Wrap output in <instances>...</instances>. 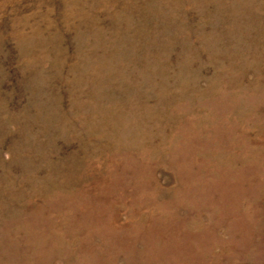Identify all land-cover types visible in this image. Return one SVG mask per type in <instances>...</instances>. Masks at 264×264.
Listing matches in <instances>:
<instances>
[{
  "label": "rangeland",
  "instance_id": "374dc122",
  "mask_svg": "<svg viewBox=\"0 0 264 264\" xmlns=\"http://www.w3.org/2000/svg\"><path fill=\"white\" fill-rule=\"evenodd\" d=\"M0 264H264V0H0Z\"/></svg>",
  "mask_w": 264,
  "mask_h": 264
}]
</instances>
